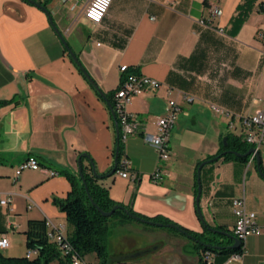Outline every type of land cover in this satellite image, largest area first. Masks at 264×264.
Listing matches in <instances>:
<instances>
[{
    "label": "crops",
    "instance_id": "crops-1",
    "mask_svg": "<svg viewBox=\"0 0 264 264\" xmlns=\"http://www.w3.org/2000/svg\"><path fill=\"white\" fill-rule=\"evenodd\" d=\"M42 1L49 14L26 0H0V196L11 198L8 207H0V237L10 239L3 254H27L24 232L31 219L49 220L56 230L70 234L55 200L71 191L67 173L79 181L78 158L85 153L115 201L194 232L202 233L205 222L233 234L236 216L231 202L245 197L262 233L246 240L241 259L223 253H214L215 258L221 264H264V177L256 161L219 157L203 166L204 222L195 195L198 163L223 153L222 139L232 135L229 118L215 108L229 112L237 123L241 116L264 110V0H113L98 26L84 15L90 0ZM213 7L223 10L222 17H211ZM123 65L162 84L128 105L142 131H157L155 121L168 112L170 100L181 108L171 134L173 155L160 183L150 178L158 158L142 133L132 136L125 148L139 179L107 176L114 166L117 134L102 94L107 97L120 86ZM188 135L206 137L212 145L196 150L183 172L172 142L184 148ZM30 157L60 174L49 177L25 170L14 179L16 167ZM90 163L89 158L82 161L86 170ZM261 165L264 172V151ZM138 227L119 228L142 232ZM143 231L151 239L153 231ZM112 238L113 233L109 246ZM187 248V260L195 257L203 264Z\"/></svg>",
    "mask_w": 264,
    "mask_h": 264
},
{
    "label": "trees",
    "instance_id": "trees-1",
    "mask_svg": "<svg viewBox=\"0 0 264 264\" xmlns=\"http://www.w3.org/2000/svg\"><path fill=\"white\" fill-rule=\"evenodd\" d=\"M34 1L46 7L45 1ZM113 94L114 92L107 95L112 108L114 107L112 101ZM112 116L115 127L116 123H118V128L121 133V126L116 112L115 116L113 113ZM225 138H227L228 146H223V151L233 150L241 154H246L251 148L250 146L240 142L235 136L228 135ZM117 141L118 138L116 137L115 156L117 152ZM124 152V146L120 142L118 148L117 171ZM218 156L224 157L225 159H234L245 162L249 160V156L240 158L234 154L222 155V153L216 156H211L207 158V160H211ZM201 163L202 162L198 163L195 174L196 196L198 193L197 170ZM86 169L87 167H84L82 164V171L87 189L83 182V178L79 176V181H76L73 175L67 173L71 182V191L65 199L55 200V204L65 215L67 222L71 227V232L66 237V241L71 246L72 251L65 256H62L58 246L50 241L46 219H31L28 221V226L24 235L26 238L27 250H34L36 251V254L31 257H28L27 254L21 257H11L4 255L0 250V264H51L54 261H58L59 264H72V254H75L83 260H85L87 256L94 254L97 258V264H109L110 256L108 248L110 244V236L117 228L129 224H135V222L143 223V229L146 231H155L158 230V228H161L173 231L174 235L189 237L190 241L194 243L195 251L189 249L191 242L188 244V251L191 250L193 254L197 255L200 262L203 264V254L205 252H210V254L242 253V245L238 248H232L234 244V235L227 232L223 227H216L214 229L216 231H213V228L205 226V230L202 233H198L172 222L169 219L162 217L148 218L135 212L131 203L124 204L111 198L108 189L99 182L104 176L98 177L95 175L93 172L92 162L90 163V166H88V170ZM56 171L60 174V171ZM94 203H96L97 206H95ZM117 205L123 206L124 208L116 210L110 217L103 216L98 209L99 207L107 212L111 211ZM139 218L146 220V222H142ZM159 223L164 225H175L178 228L168 226L160 227L157 225ZM217 231L225 232L229 235Z\"/></svg>",
    "mask_w": 264,
    "mask_h": 264
},
{
    "label": "built area",
    "instance_id": "built-area-1",
    "mask_svg": "<svg viewBox=\"0 0 264 264\" xmlns=\"http://www.w3.org/2000/svg\"><path fill=\"white\" fill-rule=\"evenodd\" d=\"M112 2L113 0H107L106 3H104L103 0H90L84 10L86 19L95 26L100 25L107 15ZM75 8L76 4L71 7L73 10ZM222 15L223 10L221 8L213 7L211 9L212 18H220ZM152 19L154 20L155 18L153 17ZM120 71L122 73V80L120 86L114 91L112 98L113 108L119 118L121 126L120 142L124 146L125 151L127 143L132 136L139 133L143 134L145 141L155 149L158 158V162L151 172L150 178L153 182L160 183L166 177L165 164L171 160L173 155L171 134L178 123L181 108L175 100H170L168 112L165 115L158 116L155 121L157 131L152 134L142 131V124L128 111V105L134 97L142 95L147 90L158 89L162 84L158 80L142 74H137L127 65L121 66ZM190 101H192V99H190ZM215 109L217 113L225 114L229 118L228 130L231 134L237 137L240 142L255 149V152L249 156L248 160L250 163L255 162L257 159L256 152H260L261 154V152L264 151V110H259L254 115L241 116L237 123L229 112H225L220 108ZM25 170L41 171L49 177L59 175L56 170L49 169L40 164L36 158L30 157L22 161L16 167L14 179H18ZM116 173L123 178H129L133 181L139 179L138 173L132 169V163L126 155V151L120 160L119 169ZM10 203L11 198L0 196V207H8ZM231 204L236 216V224L232 232L234 236L242 242V253L235 254L234 257L241 259L246 253V240L252 235H260L262 229L258 224L257 214L247 209L245 197H234ZM46 223L50 241L58 246L61 255L65 256L70 253L72 249L66 241L67 236L63 232L56 230L51 221L46 220ZM9 247L10 239L7 235H2L0 237V249L6 250ZM35 254L36 251L34 250L27 252L28 257L34 256ZM71 261L72 264H89L86 259L83 260L75 254L71 255ZM203 262L204 264H221L216 261L215 255L210 254V252H205L203 254Z\"/></svg>",
    "mask_w": 264,
    "mask_h": 264
},
{
    "label": "rangeland",
    "instance_id": "rangeland-1",
    "mask_svg": "<svg viewBox=\"0 0 264 264\" xmlns=\"http://www.w3.org/2000/svg\"><path fill=\"white\" fill-rule=\"evenodd\" d=\"M232 133L235 134L234 132ZM192 136L193 135L190 137L188 135V138L185 139L184 148L179 147L181 143L172 142L176 153L174 157L182 164L183 172L187 171L190 158L195 157L196 150H201L212 145V142L207 140L206 137L203 138L198 135ZM222 145L224 146V138L222 139ZM185 147L188 149H185ZM95 175L98 177L102 176L98 172ZM110 177L115 178L116 173ZM126 182L129 181L126 180ZM135 225L140 226L138 228H140L142 232H134L132 228L130 229L131 231L126 229L122 230L120 228L114 230L111 241L113 245L115 244V247L113 248L112 245L108 248L109 256L113 258L114 261V263L111 262L110 264H197L198 258L191 257L188 261L185 256L187 254L184 253L185 246L187 247L189 242H191L189 237H180L174 235L173 231L158 228L161 232L156 230L151 232L150 235L152 237L149 239L147 236L148 232L146 233L143 231V228H141L144 224L135 222ZM189 249L195 251L193 242H191ZM181 253L183 255H181ZM88 262L90 264H95L93 256L89 255Z\"/></svg>",
    "mask_w": 264,
    "mask_h": 264
},
{
    "label": "water",
    "instance_id": "water-1",
    "mask_svg": "<svg viewBox=\"0 0 264 264\" xmlns=\"http://www.w3.org/2000/svg\"><path fill=\"white\" fill-rule=\"evenodd\" d=\"M26 1H29V2H32L34 4H36L38 7L42 8L43 10H45L48 14H49V11L47 10L46 7H44L42 4L38 3V2H35L34 0H26ZM56 30L58 31L61 39H62V42L64 43V46L67 48V50L69 51V53L72 55V57L74 58V60L76 61V63L79 65V67L83 70L80 62L78 61V58L77 56L73 53V51L71 50V48L68 46V43L67 41L65 40V37L59 32V30L56 28ZM105 100L107 101V103L109 104L110 108H111V111L112 113L114 114L115 116V111L114 109L112 108L108 98L103 94ZM116 127H117V138H118V141H117V152H116V156H115V162H114V166H113V169L111 170L110 173L107 174L108 177L112 176L113 174H115V172L117 171V165H118V148H119V144H120V140H119V135H120V131H119V128H118V123H116ZM224 146L227 147L228 146V143H227V138H224ZM255 152V149L253 148H250L248 150V152L246 154H241L239 152H236V151H233V150H225L222 155H226V154H234L240 158H243V157H248L250 156L252 153ZM219 157L221 156H218V157H215L211 160H206L204 162H202L199 167H198V170H197V183H198V193H197V196H196V205H197V209H198V214L201 218V220L204 222V218L202 216V212H201V209H200V200H201V195H202V182H201V171H202V168L203 166L210 162V161H213V160H216L218 159ZM256 164L258 166V169L260 171V174L264 177V172L262 170V165H261V154L260 152H256ZM83 158H89L93 164V172L96 174L97 171H96V167H95V164L93 162V159L88 155V154H81L78 158V167H79V176L81 178H83V182L86 186V189H87V185H86V181L84 180V175H83V171H82V159ZM102 177V176H100ZM95 206H97L96 203H94ZM124 207L123 206H120V205H117L115 206L111 211H104L102 210L101 208L98 207L99 211L102 213L103 216L105 217H110L116 210L118 209H123ZM142 222H146V220L142 219V218H139ZM149 223H152V222H149ZM158 226L162 227V226H168V227H173V228H178L177 226L175 225H164V224H157ZM204 225L207 226V224L204 222ZM213 231H216L214 229H212ZM217 232H221V231H217ZM221 233H224V234H227L229 235L228 233H225V232H221ZM233 239H234V244L232 246V248H238L239 246H241L242 242L241 240H239L238 238H236L235 236H233ZM148 252V251H147ZM113 262V258L110 257V261H109V264Z\"/></svg>",
    "mask_w": 264,
    "mask_h": 264
},
{
    "label": "snow or ice",
    "instance_id": "snow-or-ice-1",
    "mask_svg": "<svg viewBox=\"0 0 264 264\" xmlns=\"http://www.w3.org/2000/svg\"><path fill=\"white\" fill-rule=\"evenodd\" d=\"M103 2H104V3H106V2H107V0H103Z\"/></svg>",
    "mask_w": 264,
    "mask_h": 264
},
{
    "label": "bare ground",
    "instance_id": "bare-ground-1",
    "mask_svg": "<svg viewBox=\"0 0 264 264\" xmlns=\"http://www.w3.org/2000/svg\"><path fill=\"white\" fill-rule=\"evenodd\" d=\"M242 245V244H241ZM1 251L5 250V249H0Z\"/></svg>",
    "mask_w": 264,
    "mask_h": 264
}]
</instances>
